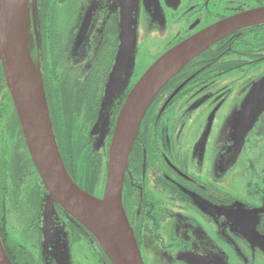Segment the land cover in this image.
Listing matches in <instances>:
<instances>
[{
  "label": "flooded vegetation",
  "instance_id": "obj_1",
  "mask_svg": "<svg viewBox=\"0 0 264 264\" xmlns=\"http://www.w3.org/2000/svg\"><path fill=\"white\" fill-rule=\"evenodd\" d=\"M29 4L30 17L33 20L36 14L38 23L31 26L33 57L40 62L57 146L65 151L72 179L95 196L103 192L117 115L150 64L210 25L264 7V0H29ZM128 24L135 31L136 45L151 41L152 61L139 75L133 70L124 93L110 99L109 79ZM263 64L264 24L230 33L185 65L149 105L131 146L122 192L125 216L144 264H192L188 256L200 257L199 264H264V167L253 181L256 202L248 205L259 213L258 221L244 224L246 230L252 227L255 246L232 248L227 239H220V246L197 238L202 234L199 229L208 232L211 225L193 213L198 198L224 207L239 201L218 180H211L209 171L204 175L203 163L215 115L232 94L229 78L238 77L241 86L251 71L257 77L237 93L241 99L236 131L230 150L220 159L223 171L236 162L251 125L264 113V75L258 71ZM200 113L206 116L201 129L184 146L187 120ZM104 115L109 129L97 146ZM17 124L0 70V238L12 264H57L44 256L47 237L57 249L72 250L71 264H111L92 235L54 205L57 218L53 214L52 223L62 232L56 242L43 215L47 192ZM83 152V159L94 163L96 182L82 180L70 166L75 154L81 158Z\"/></svg>",
  "mask_w": 264,
  "mask_h": 264
},
{
  "label": "water",
  "instance_id": "obj_2",
  "mask_svg": "<svg viewBox=\"0 0 264 264\" xmlns=\"http://www.w3.org/2000/svg\"><path fill=\"white\" fill-rule=\"evenodd\" d=\"M24 5L22 23L21 0H0V70L24 145L47 192L43 202L45 223L50 221L48 217L53 205H57L92 235L111 264H144L122 201L128 157L141 119L163 86L202 51L230 33L264 24V7L210 25L165 51L150 64L128 93L117 115L108 149L103 193L98 198L77 185L63 164L50 118L40 62L33 61L30 54L29 0H24ZM130 26L126 25V31L121 33L119 57L131 49L134 35L133 29L129 30ZM33 82L39 99L33 92ZM142 94L143 100L128 130L131 108ZM97 127L95 124L92 132ZM125 133V144L121 146ZM0 264H12L1 238Z\"/></svg>",
  "mask_w": 264,
  "mask_h": 264
},
{
  "label": "rangeland",
  "instance_id": "obj_3",
  "mask_svg": "<svg viewBox=\"0 0 264 264\" xmlns=\"http://www.w3.org/2000/svg\"><path fill=\"white\" fill-rule=\"evenodd\" d=\"M34 10L36 12L37 7H35ZM159 12L162 13L161 10H159ZM32 24L34 26L38 24L36 21V14L33 15V20L31 17L29 19L30 33ZM34 35L39 36L36 29H34ZM133 35L134 38L131 43V49L128 53L125 52L119 57V60H117L111 72L110 99L124 93L128 81L132 79L133 70L135 74L139 75L152 61L149 60L151 55H149L150 53L148 51V48L152 46L151 41L143 40L136 45L135 31H133ZM258 71L260 74L259 76L262 77L264 75V64L259 67ZM256 77L255 73L248 71L243 78V84L245 83V86L249 85L250 80ZM241 82L242 81L235 76L230 77L228 80L232 94L215 115L203 163L204 175H207L209 171L211 176L210 179L218 180L221 187L234 195L235 199H239V201L232 202L230 205L224 207L211 205L207 201L198 198L196 199V209L193 211V213L203 218L211 225V231L205 232L199 229L203 235L201 234L197 238L201 239L203 237L204 240L209 242L214 240V242H218L219 245L220 239H227L230 240V247L232 248H244L245 245L247 247V245L255 246L257 244V241L249 230H252V227L248 226L249 229L246 230L244 224L258 221L259 213H256V210L251 209L248 205L253 201L256 202L252 197L255 193L253 181L256 180L261 169L264 167V113L251 125L236 162L226 171H223L220 164L223 153L230 150V145L236 131L237 108L241 99L240 95L237 93L243 90V84L240 86ZM205 118L206 116L200 113L193 115L187 120L188 129L184 130L183 135L184 146L189 144L190 139L193 138L192 134L195 132L198 133L199 129H201L202 122ZM108 129L109 118L107 115H104L96 137L97 146L104 143L103 141ZM202 179H205L204 176H202ZM102 193H95V197L100 198ZM45 196L46 194L43 195L44 199ZM53 214L55 220L57 216L54 205L48 219L51 223V229L55 233L51 232L56 235L55 239L58 243V240L62 237L60 236L62 232L56 222L57 225L52 223ZM235 233L238 235L235 236ZM259 249L260 247L256 246V250ZM71 252L72 250L69 248H64L63 251L57 249L53 240L48 237L46 238L44 256L46 255L47 260L53 258L57 264H71ZM188 258L192 264H199L197 259H201L200 257L194 258L190 256H188Z\"/></svg>",
  "mask_w": 264,
  "mask_h": 264
},
{
  "label": "trees",
  "instance_id": "obj_4",
  "mask_svg": "<svg viewBox=\"0 0 264 264\" xmlns=\"http://www.w3.org/2000/svg\"><path fill=\"white\" fill-rule=\"evenodd\" d=\"M33 35H32V38L30 40V44H29V49H30V54H31V57H32V60H34V57H33ZM9 100V99H8ZM18 125V124H17ZM19 127V126H18ZM20 132V130H19ZM58 149H59V153L61 155V158H62V161H63V164L65 166V162H66V157H65V160H64V157H63V153H64V156H65V151L63 150H60L59 146H58ZM78 152H79V148H78ZM83 155H84V152L81 154V158H78V153L75 154V160H73V163L71 164V161H70V166L71 168H73L79 175L82 174L81 178L82 180L88 182V181H91V182H96V180H99V178H97V175L95 174V171L94 170V163L93 162H90L89 160L87 159H83ZM90 159V158H89ZM65 161V162H64ZM92 166H91V165ZM66 168V167H65ZM67 170V169H66ZM68 172V171H67ZM71 177V176H70ZM80 177V176H79ZM72 178V177H71ZM104 180V179H103ZM75 182V181H74ZM76 183V182H75ZM42 185V183H41ZM43 186V185H42ZM44 187V186H43ZM2 243L4 244V240H2ZM5 246V245H3ZM5 249V248H4ZM6 252V251H5ZM7 254V252H6ZM8 256V255H7Z\"/></svg>",
  "mask_w": 264,
  "mask_h": 264
},
{
  "label": "bare ground",
  "instance_id": "obj_5",
  "mask_svg": "<svg viewBox=\"0 0 264 264\" xmlns=\"http://www.w3.org/2000/svg\"><path fill=\"white\" fill-rule=\"evenodd\" d=\"M24 0H21V19H22V23H24ZM33 92L35 94V97L36 99H39V92H38V89H37V86L36 84L33 82ZM143 97H144V94L140 95L137 100H136V103L135 105H133V108H131V112L129 114V118H128V121H127V124H128V130L130 128V125H132V122L134 120V116H135V113L137 112V110L139 109V106L143 100ZM125 140H126V133L123 135V139H122V142H121V146H124L125 144Z\"/></svg>",
  "mask_w": 264,
  "mask_h": 264
}]
</instances>
